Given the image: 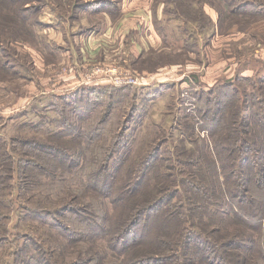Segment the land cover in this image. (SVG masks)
Here are the masks:
<instances>
[{"label": "rangeland", "instance_id": "obj_1", "mask_svg": "<svg viewBox=\"0 0 264 264\" xmlns=\"http://www.w3.org/2000/svg\"><path fill=\"white\" fill-rule=\"evenodd\" d=\"M180 1L182 4L170 0H15L13 5L27 22L11 36L0 34V63L7 69L0 71V145L10 142L20 155L50 171L32 167L37 178L29 190L21 187L24 201H30L26 202L28 208L0 221V264H41L47 248L51 254L52 245L44 241V236L49 239V227L28 212L33 207L50 212L60 203L61 191L83 187L86 178L94 180L93 184L102 182L96 172L106 160L112 169L107 181L113 183L112 189L120 187L131 173V163L155 167L144 178L147 192L150 183L159 179V166L161 174L177 177L179 147L194 149L198 162L204 161L201 154L213 155V137L203 125L202 113L214 107V100L222 98L231 106L243 96L253 109L264 100L260 98L264 87V0ZM218 8H224L225 14L220 16ZM6 27L1 25L3 31ZM93 65L122 69L136 82L75 81L76 69ZM66 91L74 93L65 100L55 96ZM55 149L78 150L86 157L81 158L76 175L54 173L68 166L59 153L47 154ZM147 167L141 170L145 172ZM21 171L14 173L11 187L21 184ZM42 172L48 175L42 177L38 174ZM38 189L45 190L44 194ZM3 194L0 199L8 203L11 190L9 196ZM33 199L41 200V205L34 206ZM164 208L170 207L165 203ZM213 218L216 220L208 226L216 230L213 253L220 250L230 264H236L233 255L240 251L227 239L232 234L250 235L264 248V215L258 219L261 226L239 222L238 226L239 220L228 213ZM7 224L4 234L2 227ZM36 225L41 229L37 233ZM24 232L27 237L32 234L33 240L24 238ZM84 243L86 240L76 247ZM136 250L130 257L141 255L140 248ZM241 256L240 264H264V255L250 249L242 250ZM69 262L66 264H72Z\"/></svg>", "mask_w": 264, "mask_h": 264}, {"label": "trees", "instance_id": "obj_2", "mask_svg": "<svg viewBox=\"0 0 264 264\" xmlns=\"http://www.w3.org/2000/svg\"><path fill=\"white\" fill-rule=\"evenodd\" d=\"M170 1L182 4L180 0ZM14 2L15 0H0V29L1 25L7 26L6 31L1 29L0 34L11 36L27 22L20 8L13 5ZM217 10L220 16L225 14L224 8ZM201 12L200 10V14ZM1 70L7 71L4 64L0 63ZM72 93L74 92L66 91L55 96L65 100ZM260 98L264 99V87ZM217 99L214 100L212 109L202 113L205 120L203 125L213 137L216 149V153L213 152L210 158L201 154L199 158L204 161L198 162L194 149L181 150L179 147L176 155L181 159V165L176 167L177 177L161 174L159 166L156 170L159 179L150 183L151 187L147 192L144 178L155 167H147L142 162L134 167L131 163V173L121 181L120 187L112 189L113 183L107 182L112 169L106 160L96 172L102 182L93 184L94 180L91 182L86 178L85 185L81 188L67 187L61 191L60 203L54 205L56 207L50 212L40 208L35 211L33 207L28 214L45 221L50 234L49 239L44 236V241H47V245H52L51 254L49 248L42 254L41 264H66V261L72 264H190L194 263L192 257L195 261L206 264L232 263L220 250L213 253L212 236L216 230L211 231L208 226L216 220L213 218L215 214L223 213L239 220L236 222L238 226H241L239 223L246 226L262 225L258 219L264 215V197L260 196L261 193L264 194V100L260 99L257 109H253L249 100L243 96L238 97L240 100L231 106L230 103L223 102L222 98ZM252 113H256L253 118ZM19 152L21 151L14 145L11 147L10 142L4 141L0 145V194L5 192L9 196L11 190L8 203L4 198L0 199V221L8 220L9 216L12 219L15 211L20 214L21 209L28 208L26 202L30 201H24L21 187L28 189L37 178L32 167L50 171V168L42 167ZM49 153H59L68 162V166L63 165L67 168H61L57 172L54 169V173L69 172L76 175L77 166L82 164L81 158H86L78 150L55 149L47 154ZM112 153L116 154V151L112 150ZM75 162L78 163L73 165ZM142 166L147 167L145 172L141 170ZM21 170H24L22 177L19 176L21 184L15 183L11 187L15 180L14 173L19 175ZM38 174L42 177L48 175L43 172ZM17 185H20V189ZM42 185L43 183L37 185L36 189ZM85 188H90L93 194L83 195ZM38 190L42 195L45 192ZM164 191L166 193L163 194ZM105 197L111 206H108ZM40 202L41 200L33 199L34 206L41 205ZM164 202L170 208L163 210ZM159 217L162 219L161 223ZM2 228L5 234L9 229L8 224ZM30 228L31 233L34 229L35 233L41 230L38 225L34 229ZM23 237L33 240L32 234L29 233L27 237V232H24ZM229 237L227 239H231L230 244L235 246L233 248L240 250L233 255L234 263L243 262L246 255L243 254L242 258V250L247 252L250 249L253 254L264 255L261 243L250 235L235 233ZM75 240L78 241L77 244L82 240H86V243L77 248V244L73 243ZM138 248L141 255L130 257ZM75 256L78 257L75 259ZM119 258L121 259L115 261ZM36 259L35 257L34 261ZM20 261L24 263V257Z\"/></svg>", "mask_w": 264, "mask_h": 264}, {"label": "built area", "instance_id": "obj_3", "mask_svg": "<svg viewBox=\"0 0 264 264\" xmlns=\"http://www.w3.org/2000/svg\"><path fill=\"white\" fill-rule=\"evenodd\" d=\"M79 76L82 83H90L103 79L113 82H136L135 80H131L133 78L128 76V73L124 72V70L105 65L86 67Z\"/></svg>", "mask_w": 264, "mask_h": 264}, {"label": "crops", "instance_id": "obj_4", "mask_svg": "<svg viewBox=\"0 0 264 264\" xmlns=\"http://www.w3.org/2000/svg\"><path fill=\"white\" fill-rule=\"evenodd\" d=\"M80 68V67H79ZM86 67H84L83 69H85ZM82 68H80V70H77L76 69V73L74 74V76H75V81H77V79H79V82L81 83V80H80V76H79V74H81V72H82V70H81ZM78 82V81H77ZM93 82H97V83H95V84H98V82L99 81H93Z\"/></svg>", "mask_w": 264, "mask_h": 264}]
</instances>
